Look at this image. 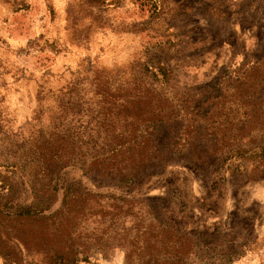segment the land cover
<instances>
[{"label": "rangeland", "instance_id": "374dc122", "mask_svg": "<svg viewBox=\"0 0 264 264\" xmlns=\"http://www.w3.org/2000/svg\"><path fill=\"white\" fill-rule=\"evenodd\" d=\"M134 94L170 154L125 182L91 160L128 133ZM248 94L264 96V0H0V202L31 205L50 174L51 210L69 184L142 200L118 225L82 221L95 252L78 264H124L155 216L193 235L192 264H264V99Z\"/></svg>", "mask_w": 264, "mask_h": 264}, {"label": "trees", "instance_id": "16d2710c", "mask_svg": "<svg viewBox=\"0 0 264 264\" xmlns=\"http://www.w3.org/2000/svg\"><path fill=\"white\" fill-rule=\"evenodd\" d=\"M242 67H247L249 70L246 71L249 72L258 65L247 61ZM236 81L241 82V77ZM248 96L253 100L264 99V96ZM132 98H137V102L132 101ZM152 101L153 97L148 94L130 95L128 101L125 100L124 119L129 131L121 139L117 136L103 138L114 145L107 151L92 155L91 165H94L95 170L130 182L147 166L169 156L170 152L159 151L162 141L158 139L156 130L158 123L165 118ZM60 150L50 153L48 159L58 158ZM232 156L227 154L223 159ZM48 159L45 157L44 162H50ZM43 173L48 175L45 169ZM49 176V181L43 185L32 182L34 201L31 205L8 212V203L0 202V255L4 264H33L34 261L37 264H78L80 261H88L95 251L87 243L90 234L79 241L81 236L78 237V225L82 221H91L95 216H100L104 222L118 225V219L131 215L134 206L142 202L69 184L60 207L51 210L58 186L54 182V175ZM152 219L156 222L134 226L127 231L130 243L124 245V264H192L190 257L197 252L194 251L196 243L193 235L173 229L156 216ZM118 244L123 245L124 241ZM26 255H31V260Z\"/></svg>", "mask_w": 264, "mask_h": 264}]
</instances>
